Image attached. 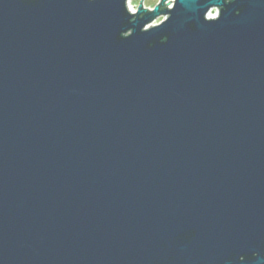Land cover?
<instances>
[{"label": "water", "instance_id": "95a60500", "mask_svg": "<svg viewBox=\"0 0 264 264\" xmlns=\"http://www.w3.org/2000/svg\"><path fill=\"white\" fill-rule=\"evenodd\" d=\"M129 1L0 0V264H264V0Z\"/></svg>", "mask_w": 264, "mask_h": 264}, {"label": "rangeland", "instance_id": "374dc122", "mask_svg": "<svg viewBox=\"0 0 264 264\" xmlns=\"http://www.w3.org/2000/svg\"><path fill=\"white\" fill-rule=\"evenodd\" d=\"M141 1L142 0H130L128 3L129 10L133 9L137 12V10L140 7ZM174 1L175 0H169L168 3L172 2L171 4L168 5L169 9L174 7ZM160 2H161V0H143V6L145 7V9L153 10L155 8V6H157ZM164 19H165L164 17H161V18L157 19V21L151 25L158 26L164 21Z\"/></svg>", "mask_w": 264, "mask_h": 264}, {"label": "bare ground", "instance_id": "6f19581e", "mask_svg": "<svg viewBox=\"0 0 264 264\" xmlns=\"http://www.w3.org/2000/svg\"><path fill=\"white\" fill-rule=\"evenodd\" d=\"M133 10V9H132ZM132 10H130V13L131 14H135V13H137L135 10L134 11H132Z\"/></svg>", "mask_w": 264, "mask_h": 264}, {"label": "built area", "instance_id": "2783aa9c", "mask_svg": "<svg viewBox=\"0 0 264 264\" xmlns=\"http://www.w3.org/2000/svg\"><path fill=\"white\" fill-rule=\"evenodd\" d=\"M132 11H134V10H132Z\"/></svg>", "mask_w": 264, "mask_h": 264}]
</instances>
